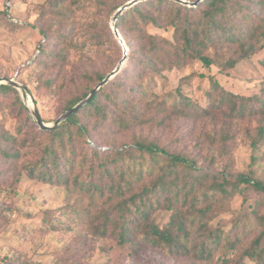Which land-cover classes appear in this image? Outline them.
Instances as JSON below:
<instances>
[{"label":"trees","instance_id":"16d2710c","mask_svg":"<svg viewBox=\"0 0 264 264\" xmlns=\"http://www.w3.org/2000/svg\"><path fill=\"white\" fill-rule=\"evenodd\" d=\"M116 1L93 0L94 17L88 24L77 16L84 0H51L47 15L43 14L48 31L56 35L57 49L47 52L43 48L41 55L56 63L61 86L72 88L65 111L83 101L123 59L124 55L115 56L113 51L117 39L109 19L132 0L111 8ZM116 27L129 49L131 66L122 67L89 104L50 130L22 120L12 133L0 123V192L15 193L26 176L61 187L68 197L88 198L86 204L76 199L70 212L60 216L74 214L71 220L75 224L85 221L92 237L112 239L119 246L144 245L172 257L208 263L216 251L225 250L232 256L224 264H264V180L255 171L213 173L199 166L197 159L145 139L113 148L107 142L117 133L162 122L168 113L209 117L214 110L227 109L230 119L257 117L260 125L251 146L255 153L260 151L264 147V97L231 94L209 77L210 108L200 110L182 96L180 88L176 90L180 96L173 102L153 88L158 76L165 78V72L193 61L224 72L263 49L264 0H203L196 7L174 0H146L125 10ZM149 27L171 29L172 38L152 34ZM41 34L46 37L47 30ZM76 36L83 40L77 41ZM91 51L107 58V72L103 68L85 72L81 85V76L71 73L68 77L66 69L72 57L80 62L90 60L87 54ZM47 83L52 85L51 80ZM8 95L22 109L16 114L21 120L28 109L20 92L0 85V97ZM89 138H93L90 143ZM212 141L218 140L213 137ZM242 185L261 194L254 209L260 234L244 247L245 236L252 237L245 225L229 232L212 225L230 210L238 194L244 195ZM158 211L171 213L164 226L154 220ZM45 219L50 231L66 226L50 211L45 212Z\"/></svg>","mask_w":264,"mask_h":264},{"label":"rangeland","instance_id":"374dc122","mask_svg":"<svg viewBox=\"0 0 264 264\" xmlns=\"http://www.w3.org/2000/svg\"><path fill=\"white\" fill-rule=\"evenodd\" d=\"M51 0H0V78L14 79L21 84L28 98L22 97L27 111H23L20 120L19 104L13 103L14 96L0 97V123L14 133L23 120L36 124L32 111L37 109L45 124H53L66 111L63 109L72 88H63L59 69L51 61L41 55L57 49L56 35L48 31L44 24L43 14L48 13ZM72 2V0H69ZM124 0H117L111 8ZM203 1V0H201ZM192 2V1H189ZM93 0H84V7L77 16L84 24L94 17ZM109 25L112 29V19ZM42 30H47L44 37ZM148 31L167 39L172 38L171 29L149 27ZM82 41L81 36H76ZM113 48L115 56L124 55L123 47L116 40ZM264 46V40L261 42ZM128 49V48H127ZM128 52L123 68L131 66ZM91 59L80 62L77 56L71 58V65L66 69L68 77L71 73L81 76L78 82L82 85V75L103 68L107 72V58L96 55L94 51L87 54ZM40 60V61H39ZM45 62V63H42ZM205 76V77H202ZM190 77L183 80V78ZM214 78L225 91L242 97H264V47L249 59L243 60L234 69L221 72L212 66L207 69L198 61H193L184 68H175L165 72V78H156L154 92L161 96H169V102L179 98L176 91L180 88L182 96L200 109L209 107L208 94L211 92V81ZM52 81V85L47 83ZM228 110H214L209 117L196 113L186 117L167 114L163 121H157L133 130L117 133L107 142L111 148L145 139L155 141L161 147L181 152L195 158L199 166L213 173L227 171L233 175L255 171L258 179L264 180V147L254 152L252 138L259 127L257 117L237 119L228 118ZM38 126V125H37ZM213 137L217 142L212 141ZM224 138V142L221 141ZM89 143L93 138H89ZM106 150V148H101ZM257 159L254 160L253 157ZM227 165H230L227 168ZM244 195L238 194L231 203L228 212L221 214L213 226L221 227L225 232L241 230L245 225L252 237L245 236L244 247L252 238L260 234L254 213L259 193L242 185ZM78 199L84 204L88 198L70 195L61 187H52L29 180L26 176L16 185V192L8 194L0 192V264H224L231 253L218 250L212 262L197 261L194 258H176L166 251L139 245L131 247L127 244L119 246L112 239L95 238L86 231L85 221L75 224L74 214L60 216L62 212H70L71 206ZM53 212L61 217L66 225L59 231L46 229L48 223L45 212ZM171 213L158 211L154 215L155 222L164 226ZM71 226L68 228L67 226ZM253 264V263H249Z\"/></svg>","mask_w":264,"mask_h":264},{"label":"water","instance_id":"95a60500","mask_svg":"<svg viewBox=\"0 0 264 264\" xmlns=\"http://www.w3.org/2000/svg\"><path fill=\"white\" fill-rule=\"evenodd\" d=\"M146 0H132L130 2H128L126 5H124L123 7H121L117 13L114 15L113 19H112V30L114 32V36L115 38L118 40L119 44L123 47L124 50V56L123 59L121 60V62H119V64L117 65V67L115 68V70L110 73L83 101H81L79 104H77L75 107L71 108L70 110H67L62 116H60L53 124L49 125V124H45L42 120V117L40 115V112L37 109H34L32 111V116L36 122V124L40 127V129L42 130H50V129H54L57 126H59L61 123H63L64 121H66L67 119H69L71 116H73L75 113H77L79 110H81L85 105L89 104L91 102V100L95 97V95L100 91V89L102 87H104L112 78H114L122 69L125 61H126V57H127V46L123 40V38L121 37L117 27H116V22L119 18V16L127 9L133 7L134 5L143 2ZM178 3L184 4L188 7H196L201 0H198L194 3L191 2H187L184 0H174ZM0 85H10L15 87L16 89H18L19 91L22 92V97L24 99L28 98V95L26 93L25 88L19 84L18 82H16L14 79H7V78H0Z\"/></svg>","mask_w":264,"mask_h":264}]
</instances>
